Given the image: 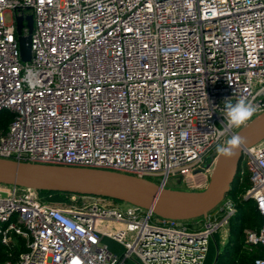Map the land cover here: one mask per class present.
Returning <instances> with one entry per match:
<instances>
[{"label": "built area", "instance_id": "1", "mask_svg": "<svg viewBox=\"0 0 264 264\" xmlns=\"http://www.w3.org/2000/svg\"><path fill=\"white\" fill-rule=\"evenodd\" d=\"M29 15L24 62L17 19ZM239 96L257 107L252 120L264 113V0H0V113L14 115L0 159L156 178L166 189L185 171H214L218 145L240 130L223 124V103ZM242 156L244 198L264 219V140ZM8 187L1 243L22 239L26 251L5 264H206L237 212L225 198L207 216L174 220L93 196L57 207ZM246 238L264 246V224Z\"/></svg>", "mask_w": 264, "mask_h": 264}, {"label": "water", "instance_id": "2", "mask_svg": "<svg viewBox=\"0 0 264 264\" xmlns=\"http://www.w3.org/2000/svg\"><path fill=\"white\" fill-rule=\"evenodd\" d=\"M27 26L30 35L24 36ZM34 29L32 15L18 17L17 32L24 62L32 59L31 34ZM245 143L232 158L217 156L216 166L208 187L200 192L165 189L162 186L135 176L104 170L71 168L18 162L0 159V185L29 188L38 192H58L93 196L121 201L152 210L165 219L189 221L207 216L227 197L237 175L242 151L264 140V113L240 129ZM205 168H211L210 164Z\"/></svg>", "mask_w": 264, "mask_h": 264}, {"label": "trees", "instance_id": "3", "mask_svg": "<svg viewBox=\"0 0 264 264\" xmlns=\"http://www.w3.org/2000/svg\"><path fill=\"white\" fill-rule=\"evenodd\" d=\"M13 118L14 115L8 111L0 113V131H5ZM250 187V176L242 156L237 175L226 197L231 199L237 208L236 214L230 220L229 238L227 243L222 246L219 237H216L215 242L211 245L206 264H256L258 259L264 258V246L261 244L252 246L248 244L246 238L247 231L259 232L264 224L263 216L259 212L256 202L244 198ZM40 196L47 204L67 206L72 202L71 197L76 195L41 191ZM102 199L116 205L123 204L117 200ZM25 251L26 244L22 239H18V244L8 248L2 245L0 238V264H5L10 260L17 261Z\"/></svg>", "mask_w": 264, "mask_h": 264}, {"label": "clouds", "instance_id": "4", "mask_svg": "<svg viewBox=\"0 0 264 264\" xmlns=\"http://www.w3.org/2000/svg\"><path fill=\"white\" fill-rule=\"evenodd\" d=\"M223 104V124H225L227 129H243L247 127L258 111L257 107L245 96L237 97L235 102L231 98L226 99ZM244 143V137L234 133L223 144L218 145L217 150L221 156L232 158L239 152Z\"/></svg>", "mask_w": 264, "mask_h": 264}, {"label": "rangeland", "instance_id": "5", "mask_svg": "<svg viewBox=\"0 0 264 264\" xmlns=\"http://www.w3.org/2000/svg\"><path fill=\"white\" fill-rule=\"evenodd\" d=\"M5 19H6L7 22H10L11 21V15L7 13L5 15ZM213 172L214 171H211L208 175H206L204 177H195V176L192 175V172L185 171L182 174V177L184 178L183 182H180L178 179L173 178V179L170 180L169 184L166 186V189L175 190V191H185V192H200V191H203L210 184ZM151 181L156 183V184H158L160 182L159 179H156V178H151ZM1 187H3V186H1ZM4 187L6 189L10 188L8 186H4ZM7 194L4 193L3 195L5 196ZM71 201H73V197H71ZM105 204L116 205L113 202L108 201V200L105 201ZM54 206L65 207V205H54ZM109 243H110L111 247L114 249V251H116V252H121L122 251V249L118 245L113 244L112 242H109Z\"/></svg>", "mask_w": 264, "mask_h": 264}, {"label": "crops", "instance_id": "6", "mask_svg": "<svg viewBox=\"0 0 264 264\" xmlns=\"http://www.w3.org/2000/svg\"><path fill=\"white\" fill-rule=\"evenodd\" d=\"M0 187H1V186H0ZM8 192H10L9 188L6 189L4 186L0 188V194H1V193H2V194H4V193L7 194Z\"/></svg>", "mask_w": 264, "mask_h": 264}]
</instances>
